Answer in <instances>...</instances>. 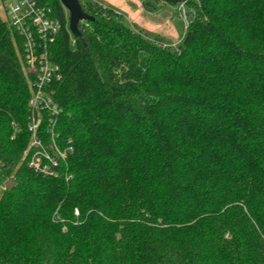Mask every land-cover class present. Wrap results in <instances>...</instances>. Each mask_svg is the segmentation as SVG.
Masks as SVG:
<instances>
[{"label":"trees","instance_id":"16d2710c","mask_svg":"<svg viewBox=\"0 0 264 264\" xmlns=\"http://www.w3.org/2000/svg\"><path fill=\"white\" fill-rule=\"evenodd\" d=\"M44 2L67 157L22 161L35 75L0 16V264H264V0H199L177 49L91 0L76 37Z\"/></svg>","mask_w":264,"mask_h":264},{"label":"built area","instance_id":"2783aa9c","mask_svg":"<svg viewBox=\"0 0 264 264\" xmlns=\"http://www.w3.org/2000/svg\"><path fill=\"white\" fill-rule=\"evenodd\" d=\"M0 4L5 21L24 40L26 63L35 75L29 101L31 115L28 131L31 139L22 161L28 159L29 168L37 173L58 177V168L66 160L68 150L64 151L58 146V135L54 131L57 116L61 112L54 98V85L62 80V72L53 59L51 48L61 33V24L53 17L52 10L44 0H0ZM196 4L199 5V0H179L177 4L179 18L186 29ZM44 122H47V128L42 131ZM6 189V184L0 186V193Z\"/></svg>","mask_w":264,"mask_h":264},{"label":"rangeland","instance_id":"374dc122","mask_svg":"<svg viewBox=\"0 0 264 264\" xmlns=\"http://www.w3.org/2000/svg\"><path fill=\"white\" fill-rule=\"evenodd\" d=\"M85 2L81 0L82 4ZM143 2V0H110L109 6L121 14L129 26L139 28L152 40H158L171 49H177L182 44L186 31L185 24L178 15V5L171 2L161 3L162 6L155 9L156 0H147L145 5ZM152 6H154L152 11L146 10L148 9L146 7ZM65 11L69 15L66 9ZM0 16L5 20L1 4Z\"/></svg>","mask_w":264,"mask_h":264},{"label":"water","instance_id":"95a60500","mask_svg":"<svg viewBox=\"0 0 264 264\" xmlns=\"http://www.w3.org/2000/svg\"><path fill=\"white\" fill-rule=\"evenodd\" d=\"M62 6L69 13V30L74 36H79V24L82 22L93 21L94 18L88 15L80 2V0H59ZM173 4H178L179 0H169ZM14 185V180L10 179L6 182L7 189H11Z\"/></svg>","mask_w":264,"mask_h":264},{"label":"crops","instance_id":"0c3cea01","mask_svg":"<svg viewBox=\"0 0 264 264\" xmlns=\"http://www.w3.org/2000/svg\"><path fill=\"white\" fill-rule=\"evenodd\" d=\"M95 2L99 3V4H103L105 7H110L109 5V1L110 0H102L101 2H98L96 0H94ZM161 3H157L156 6L159 8L161 7L162 5H160ZM165 45V44H164Z\"/></svg>","mask_w":264,"mask_h":264}]
</instances>
